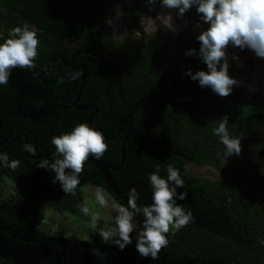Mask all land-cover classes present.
<instances>
[{"label": "trees", "instance_id": "16d2710c", "mask_svg": "<svg viewBox=\"0 0 264 264\" xmlns=\"http://www.w3.org/2000/svg\"><path fill=\"white\" fill-rule=\"evenodd\" d=\"M159 6L150 10L147 0H137L131 25L140 36L119 41L108 23L110 0H0V33L27 22L41 44L36 68H14L8 84L0 86V151L21 161L15 171L0 166V264H114L113 247L116 264L141 261L134 241L120 251L103 244L95 231L88 237L55 235L39 226L47 209L81 215L77 205L85 203V186L112 193L89 160L75 196L37 167L40 159L54 158L53 135L88 122L94 112L73 106L84 70L73 69L74 58L75 67L87 66L79 104L98 107L91 125L109 145L100 160L110 165L121 189L127 193L135 187L139 203L151 191L147 177L156 164L181 169L188 191L182 205L194 219L169 233L168 247L150 264H264V93L233 88L221 97L191 80L186 69L206 70L197 55H185L189 48L198 52L199 33L189 31L181 40L179 61L160 41L161 33H148L141 25L140 19L155 16ZM224 114L231 134L243 137V160L225 159L224 146L211 134L209 122ZM25 142L34 144L35 156L22 150ZM191 163L223 169L225 176H196L187 170ZM4 180L13 181L22 195L5 198ZM106 246L111 247L99 255L93 251Z\"/></svg>", "mask_w": 264, "mask_h": 264}, {"label": "clouds", "instance_id": "9594fccd", "mask_svg": "<svg viewBox=\"0 0 264 264\" xmlns=\"http://www.w3.org/2000/svg\"><path fill=\"white\" fill-rule=\"evenodd\" d=\"M159 3L165 10H176L177 18L195 7L199 16L197 27L206 24L196 36L199 50L189 48L186 56L197 55L205 69L185 70L191 80L198 81L202 88H209L221 97L230 95L233 86L241 82L229 74L228 46L248 49L257 58H264V0H147L152 6ZM164 27L176 31L170 12H162ZM112 21H108L111 24ZM187 22L185 21V24ZM41 47L37 31L27 22L0 33V86L8 84L14 68L35 69L36 58ZM231 59L239 61L236 53ZM240 67H243L241 62ZM76 79V76H72ZM63 79L58 83H63ZM214 126L211 134L218 137L224 146L225 159L238 156L241 152L242 136H233L229 130L227 114L218 120L210 121ZM51 144L55 149L54 158L40 159L38 166L52 173V183H59L66 195L75 196L81 182L84 163L92 157L100 160L108 150V142L104 134L88 122L74 125L70 131L53 135ZM22 150L30 156L36 155V147L31 142H25ZM21 161L10 158L5 151H0V166L15 171ZM67 170V171H66ZM166 171V175H161ZM151 189V202L140 201V194L135 187L124 194L126 202L121 203L102 186L92 189V196L86 203L77 205L79 213L88 218L89 227L100 237L103 244L117 246L123 251L126 246L135 242V249L142 257L158 259L161 249L167 248L169 233H175L186 227L193 219L190 209H185L177 200L188 197L185 190V180L181 169L169 163L166 169L156 164L147 177ZM184 189L179 191L178 189ZM142 218V219H140ZM135 233V236L130 235ZM260 243L264 245V240ZM99 255V249H93Z\"/></svg>", "mask_w": 264, "mask_h": 264}, {"label": "rangeland", "instance_id": "374dc122", "mask_svg": "<svg viewBox=\"0 0 264 264\" xmlns=\"http://www.w3.org/2000/svg\"><path fill=\"white\" fill-rule=\"evenodd\" d=\"M137 0H110L111 10L108 16V21L114 28V36L117 40L121 41L125 38H136L140 33L132 27V6ZM162 12H170L172 15L173 23L176 25V31L168 30L164 27V18L160 17ZM185 21L187 22L185 24ZM199 16L196 14L195 7L187 11L183 18H177L176 10H165L160 6L155 9V16L148 15L140 19L143 29L148 33H161L160 41L168 46L171 54L181 61L182 54L180 50L181 40L187 37L189 31L199 33L202 27H207L202 24V27H197ZM229 74L235 76L241 83L233 86L241 93L249 94L254 92L264 93V58L255 57L254 53L248 49L241 51L238 47L233 48L228 46ZM236 53L239 55L240 60L235 61L231 59V54ZM243 67H240V63ZM170 88V86H168ZM243 160L241 154L237 156ZM228 161V160H227ZM225 162V167L228 162ZM187 170L192 174L199 177H207L211 179H221L225 176L223 169L216 168L212 165H198L188 164ZM2 194L7 199H13L16 196H21L19 187L13 181L4 180L1 184ZM95 186H85L83 189L85 203L89 201L92 196V189ZM39 226L43 227L50 234H66L77 235L81 237H88L90 232L94 231L89 227L88 218L82 215H73L70 213H61L53 209H47L43 221L39 222Z\"/></svg>", "mask_w": 264, "mask_h": 264}, {"label": "water", "instance_id": "95a60500", "mask_svg": "<svg viewBox=\"0 0 264 264\" xmlns=\"http://www.w3.org/2000/svg\"><path fill=\"white\" fill-rule=\"evenodd\" d=\"M72 67L73 69H80V68H84L83 70V75H82V84L80 86V89L78 91V94H77V97L76 99L74 100L73 102V106L81 111H85V110H89L91 108L94 109V112L93 114L91 115L90 119L88 120V123L91 124L94 117L96 116L97 112H98V107L94 104H89V105H86V106H83L81 107L79 102H80V96L82 94V91L86 85V74H87V66L86 65H78V66H74L75 65V58L73 59V62H72ZM75 67V68H74ZM126 140L127 138L124 140V143H123V146H122V163L124 162L125 160V143H126ZM48 151V150H47ZM27 154V153H26ZM90 162H92L96 168H98L102 174L104 175V182L107 186V188L112 192L114 193V195L122 202H126V197L124 196L125 192L121 189V187L118 185V183L115 181L114 177L112 176L111 174V167L108 163L102 161V160H96L92 157H89L88 159ZM67 171V170H66ZM184 189H178V192L179 191H183ZM151 202V191L149 192L146 200L144 201V203H150ZM183 201H180V200H177V203L179 204H182ZM111 246H106L104 248H102L100 250V253L103 252L105 249L109 248ZM114 251H115V259H114V264H116V260H117V253L118 251L116 250V248H114ZM139 264H150V257H141V261Z\"/></svg>", "mask_w": 264, "mask_h": 264}, {"label": "flooded vegetation", "instance_id": "af4514ba", "mask_svg": "<svg viewBox=\"0 0 264 264\" xmlns=\"http://www.w3.org/2000/svg\"><path fill=\"white\" fill-rule=\"evenodd\" d=\"M6 141H7V140L3 141V144H6ZM1 145H2V144H0V146H1ZM47 152H48V151H47Z\"/></svg>", "mask_w": 264, "mask_h": 264}]
</instances>
